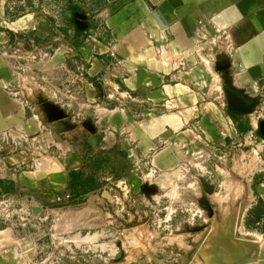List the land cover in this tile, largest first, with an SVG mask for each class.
Segmentation results:
<instances>
[{"label":"crops","instance_id":"0c3cea01","mask_svg":"<svg viewBox=\"0 0 264 264\" xmlns=\"http://www.w3.org/2000/svg\"><path fill=\"white\" fill-rule=\"evenodd\" d=\"M90 1L89 30L63 40L66 29L44 16L9 21L0 11V171L15 185L0 186V264H40L35 233L10 221L11 197H40L32 210L42 229L63 217L69 174L84 160L79 130L66 129L83 113L97 131L126 133L131 183L151 167L171 175L189 157H247L253 186L232 190L247 198L222 210L241 212L233 220L244 228L264 212V0ZM26 33L37 46L18 49ZM263 212L255 227H264ZM216 236L214 262L224 264L230 238ZM242 245L234 261L258 258Z\"/></svg>","mask_w":264,"mask_h":264},{"label":"rangeland","instance_id":"374dc122","mask_svg":"<svg viewBox=\"0 0 264 264\" xmlns=\"http://www.w3.org/2000/svg\"><path fill=\"white\" fill-rule=\"evenodd\" d=\"M91 9L96 6L90 0H0V11H4L7 20L44 16L59 30L66 29L60 40L69 37V30L75 34L88 31ZM26 36H19L18 49L26 48L27 44L37 46L34 37L29 33ZM117 103L115 108L120 106ZM42 118L47 122L43 114ZM93 119L83 113L75 128L80 133L84 160L80 169L69 174L63 217L55 214L42 229L38 221L40 212L32 210L40 197L30 194L11 197L17 212L10 221L18 232L35 233L40 264H210L208 259L212 260L214 255L209 253L214 252L212 242L217 240L216 233L221 240L230 238L228 247L232 252L226 250L222 255L224 264L264 261V254L260 255L264 253V236H253L256 230L264 234V227H255L253 223L261 219L263 210L255 212L245 228L238 227L233 220L241 212L233 208L222 210V205L231 206L247 198L245 192L232 195V190L253 186L252 171L246 167L247 157L228 155L223 159L222 155L221 159L210 160L189 157L171 175L160 176L151 167L144 175L140 172L141 180L131 183L126 177L133 166L128 162L131 152L121 141L126 133L97 131ZM0 186L7 192L15 190V185L1 171ZM24 205L28 206L26 213L21 212ZM20 215L27 220L20 222ZM223 224L229 226V235H222L227 230ZM230 225L235 227L231 229ZM248 242L258 258L234 261L236 252L243 257L247 247L242 244Z\"/></svg>","mask_w":264,"mask_h":264},{"label":"bare ground","instance_id":"6f19581e","mask_svg":"<svg viewBox=\"0 0 264 264\" xmlns=\"http://www.w3.org/2000/svg\"><path fill=\"white\" fill-rule=\"evenodd\" d=\"M217 252H218V251H216V254H217ZM214 253H215V251L212 252V253H209V254L214 255ZM216 254H215V255H216ZM217 255H219V253H218ZM217 255H216V256H217ZM216 256H215V257H216ZM219 256H220V255H219ZM221 256H222V255H221ZM213 257H214V256H213ZM213 257H212V259H214ZM219 258H220V257H219ZM223 258H224V256L221 257V262H222V260H224ZM206 260H207V258H206ZM218 260H219V259H216L217 263H218ZM208 261H210V264H211V261H212V264H213V262L215 261V259H214V260H211V259L209 260V259H208ZM214 264H215V262H214ZM219 264H220V262H219Z\"/></svg>","mask_w":264,"mask_h":264},{"label":"water","instance_id":"95a60500","mask_svg":"<svg viewBox=\"0 0 264 264\" xmlns=\"http://www.w3.org/2000/svg\"><path fill=\"white\" fill-rule=\"evenodd\" d=\"M76 127H77V125H71V126H69L68 129H66V130H67V131H70V130L75 129ZM262 134H263V136H264V127H263V129H262ZM261 264H264V261L261 262Z\"/></svg>","mask_w":264,"mask_h":264}]
</instances>
